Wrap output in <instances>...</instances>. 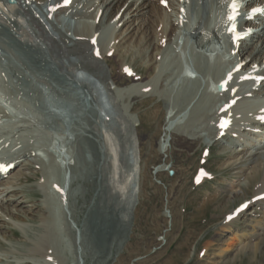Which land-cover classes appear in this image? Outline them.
I'll list each match as a JSON object with an SVG mask.
<instances>
[{"label":"rangeland","instance_id":"obj_1","mask_svg":"<svg viewBox=\"0 0 264 264\" xmlns=\"http://www.w3.org/2000/svg\"><path fill=\"white\" fill-rule=\"evenodd\" d=\"M95 1L97 0H73L74 6L79 3L76 6L78 12L74 8L75 15L60 9L50 13L51 17L54 15L57 18L56 23L52 24L59 32V38L45 30L57 44L63 46L67 44L62 34L73 38L77 37V34L83 36L90 33L97 37V45L93 43L91 49L92 57L85 60L99 65L100 73L81 65L84 57L64 53L48 43L43 35L36 38L31 32L35 31V28L18 14L17 8L0 1V9L3 12V15L0 14V67L11 72L12 82L19 92L13 96L8 94L7 103L22 115L24 111L12 102L13 99L21 103L34 100L39 105V112L34 114L33 120L15 115L18 118L16 126L11 123L13 117L0 108V155L11 158L30 154L27 159L32 162L27 167L24 164L17 167L9 180L13 181L9 186L27 189L21 198L24 202L18 208L13 205L11 207L14 212L21 209L31 210L33 213L27 220L17 221L6 217L2 212L8 220L7 227L9 230H15L17 236L9 240L0 236V257L6 258L0 264H43L46 261L48 264H264L263 209L260 206H250L245 215H238L235 219L237 222L234 220L230 228H226L224 224V213L235 210L241 204L242 199L237 195L242 191L238 188L237 195H234L231 186L244 182V166L248 161L241 163L240 168H237L239 163L232 166L235 159L230 149L221 139L216 142L209 139L208 129L220 116L230 113L229 108L234 105L226 103L223 96L224 104L217 110L216 103L222 95H216L209 89L210 83L215 82L227 67V61L233 64L231 57L227 56L226 42L223 39L217 42L210 40L208 45L203 47V38L190 33L185 27L187 34L176 43L174 38L179 30H174V26L181 21L177 20V14L172 8L166 10L161 22L165 34L172 32L173 42L170 43L169 40L164 43L159 53L148 48L153 37L152 27L147 24L148 17L151 16L150 3L157 5V0H148L146 6L142 5L143 0L134 3L132 14L128 15V22L122 28L121 25L116 27L114 20H106L100 30L91 15L97 4ZM170 1L174 6L177 4V0ZM139 5L141 7L135 11ZM61 13L65 14L60 16ZM60 19L65 20L63 25ZM6 23L15 28L14 33L17 32L19 37L21 33L29 34L35 42L25 44L21 41L22 46L14 37L8 35L9 29L4 25ZM40 27L38 28L41 30L44 26ZM103 31L105 39L101 42L102 46L100 35ZM147 34L151 39L148 43L145 39ZM43 44H46L47 48L44 45V49L32 50L36 47L42 48ZM118 45L121 46L119 53L113 52V55L107 56V53L115 51ZM112 46L116 48L113 50ZM95 48L100 51L99 57L93 54ZM24 50L28 52L24 53ZM185 61L202 68L201 72L198 71V78L189 79L182 74ZM125 65L131 66L133 75L129 76L130 72L125 74ZM74 67L83 68L93 74L98 80V86L93 89L87 82L77 81L74 78ZM104 76H109V79H104ZM141 81H151L153 90L150 93L153 96L125 98V92L120 90L131 88ZM73 83L79 84L80 87L72 86ZM263 102L261 98L251 97L243 103L245 123L251 115L264 118V108L259 113L261 117H258L259 110L264 107ZM238 104L231 109L236 108ZM173 107L177 110L182 108L178 121L173 125L176 133L174 131L171 141L160 151L163 130ZM55 110H62L64 116H59ZM135 114L141 122L137 127H134ZM35 124L41 126L30 129V126ZM245 127L247 129L240 133L239 137L250 144L251 140L258 138L257 134L260 132L257 133L250 123L243 128ZM94 129L95 134H92L91 130ZM129 132L136 142L137 150L139 149L142 183L131 233L116 255L120 233V209L113 187H116V181L122 179V174L124 175L128 167L125 157L128 140L126 136ZM179 135H183L185 140L180 139ZM197 138H200V143L193 142ZM111 145H116L119 153L115 163L112 161L115 154L111 151ZM206 148L211 150L208 157L204 156ZM58 150H64L65 156H60ZM122 156L125 159H122ZM204 158H208L207 162H204ZM59 160L64 161V166L70 168L64 206L60 203L62 195L59 196V190L65 167L59 166ZM164 164L170 166L172 171L156 172ZM201 166L207 168L209 176L206 181L204 178L203 184L196 185L193 181L194 174ZM20 171L31 176L28 182L21 183ZM53 184H56L55 188L52 187ZM109 185L111 192L108 190ZM112 192L114 194H111ZM247 193L245 198L253 196L250 191ZM65 206L69 211L71 223L66 219ZM41 208L46 211V220H43ZM34 216L38 219H31ZM76 223L79 224L78 230L73 227ZM234 231L246 241L239 237L240 241L236 240L239 244L233 245ZM251 234H254V237L249 238ZM164 235L167 243L158 248V239ZM42 242H46L49 247L46 248L48 257L33 255L38 248L41 249ZM242 242H246V245L242 246ZM229 244H232V248L227 250Z\"/></svg>","mask_w":264,"mask_h":264},{"label":"bare ground","instance_id":"obj_2","mask_svg":"<svg viewBox=\"0 0 264 264\" xmlns=\"http://www.w3.org/2000/svg\"><path fill=\"white\" fill-rule=\"evenodd\" d=\"M20 4H21V8L23 9L24 12H26L27 14L31 15V19L33 21L34 24H36L39 28H41L40 26H43V23H41V19L40 17H38L36 15V13L31 10V8H29L30 4L33 3L34 1L37 3L38 7H40L43 11L44 14L47 15V11L48 13H53L54 11L57 10H63L64 12H68L70 15H75V6L74 3L72 1V4L70 6H64V2L66 0H55L53 6L51 9H48L47 11L44 10V4L48 1V0H19ZM139 0H97L95 1L96 7L94 12L91 13V15L94 16V19L96 20V25L98 30H100L105 24H106V20L107 22L109 20H114L113 22L115 23V26L118 27L119 25H121V28L127 24L128 22V15H131L132 13V5L135 3L137 4ZM150 1V0H149ZM152 1V0H151ZM155 0H153L154 2ZM158 3L157 5H155L154 3H150V6L152 7L149 14H151L150 17H148V23L150 24V26L152 27V37L153 39H149L148 38V34L145 37L147 43L149 40L150 43L148 45V48H152V50H155L157 52L160 53L161 49L163 48L164 43H166L167 41L172 40V32L168 31L169 33L165 34V30H164V26H163V22L162 19L164 17V14H166V10H170V9H175L176 10V14H177V20L180 22L182 19L180 16H182L184 13H182L181 10V6L182 3L179 2L177 0V4L174 6V4L171 3L170 0H166L167 1V5L164 7L162 4L163 0H157ZM190 5L192 7H194L196 9L197 12H200L203 16L202 18H200L198 21H196L194 24L190 25V32L196 36H200L203 37V35L207 34V27L205 26V17L208 16V13L210 11V7L213 6L215 4H219L222 3L223 0H189ZM148 3V0H143V6L145 4ZM146 6V5H145ZM149 6V7H150ZM14 7V5H13ZM141 5H139L135 11H138V8H140ZM175 7V8H174ZM185 8H187V6L185 5ZM133 11V13L135 12ZM168 15V14H167ZM166 15V17H167ZM1 17V16H0ZM132 17V16H130ZM154 17V19H153ZM133 23V22H132ZM139 24V23H138ZM175 25V24H174ZM146 26V25H145ZM249 26H251L249 24ZM87 27V26H86ZM91 27V25H90ZM90 27L88 29H90ZM94 27V26H93ZM114 27V25H113ZM120 28V29H121ZM126 28V27H125ZM124 28V29H125ZM87 29V30H88ZM92 29V28H91ZM105 29V28H104ZM169 29V28H168ZM86 30V31H87ZM171 30V29H170ZM149 31V30H148ZM173 31V30H172ZM42 35L45 38L46 41H48V43H50L51 45L59 48L61 51H63L64 53H68V54H78L82 58V62L81 65L88 67L92 70L97 71L98 73H100L101 70H99L100 66L99 65H94L92 64V62H88L85 59L92 57V53H91V49L93 47V43L92 39L95 38L93 34L90 33H86L83 36L77 34V37H69L70 35L68 34H62V37L64 39V41L66 42V46H63L61 44H57V42L51 38V36H49L47 34V31L45 30V28L43 27L41 29ZM67 32V31H66ZM75 32V31H74ZM89 32V31H87ZM96 32V30H95ZM17 33V32H15ZM92 33V31H91ZM122 33V32H121ZM95 34V33H94ZM255 34V33H254ZM29 34H25V33H21V39L23 43H34V39L31 38V36ZM166 36V38H165ZM258 38L259 40H254V38ZM255 37H251L250 40H248V38L244 39L241 41V45L239 47V49H237V44H229L230 46V51H233L232 54H230L231 60L233 62L232 64V68L234 70L237 69V67L239 65H242V69L241 72H245L246 74L248 72H252L254 71L255 76L258 78L256 79V81L253 82V84L251 86H249L248 88L242 90L243 88H237V87H230L228 88L226 91H224L222 93V96H224L226 103H228L229 105H232V102L235 98H237V103H239L244 96L248 97L250 95L254 96V97H258V98H263L264 99V30H262V32L260 34L256 33ZM126 38V37H125ZM132 39V38H131ZM213 40V39H211ZM0 41H2V37L0 36ZM214 41V40H213ZM216 42V41H214ZM121 43V42H120ZM71 44V45H68ZM208 45V44H207ZM116 46V45H115ZM114 46V47H115ZM113 47V46H112ZM111 47V48H112ZM113 47V50H114ZM121 47V46H120ZM119 45L117 46V48L115 49L114 54H118L119 53V49H120ZM126 49V48H125ZM127 50V49H126ZM168 50V49H165ZM136 51V50H135ZM148 52V51H147ZM168 52V51H167ZM172 52V51H171ZM170 52V53H171ZM125 53V52H124ZM150 53V52H149ZM148 53V54H149ZM147 54V55H148ZM158 54V53H157ZM157 54H155V56H157ZM166 54V53H165ZM121 55V54H120ZM123 56V55H122ZM151 56V55H148ZM153 56V55H152ZM118 57V56H117ZM158 57V56H157ZM197 57V56H196ZM199 58V56H198ZM211 59V58H210ZM151 61V60H149ZM153 62V60H152ZM195 63V62H194ZM146 64V63H145ZM156 64V63H155ZM150 67V66H149ZM153 67V66H152ZM219 67V66H218ZM124 68V66H123ZM165 68V67H164ZM167 68V66H166ZM199 71H202V68L198 67ZM169 70V69H168ZM237 71V70H236ZM105 72V70H104ZM63 73V72H62ZM107 74V73H106ZM181 73H179L180 75ZM70 75V74H69ZM103 75V74H101ZM112 75V74H111ZM164 75V73H163ZM68 76V75H67ZM212 76V75H211ZM72 77V75H71ZM260 77H263L262 79H260ZM70 78V77H69ZM68 78V79H69ZM65 79V78H64ZM104 79L108 80L109 76H104ZM74 80V79H73ZM162 80V79H161ZM252 80V79H251ZM61 81V80H60ZM185 81V80H184ZM205 82V81H204ZM218 82H220V78H218L215 83L217 84ZM85 83V82H84ZM138 83V82H137ZM206 83V82H205ZM208 83V82H207ZM66 84V83H65ZM80 84V82H79ZM82 84V83H81ZM135 84V83H134ZM83 85V84H82ZM151 81L148 82H142L139 83L138 85H132L131 88H125L122 89L120 91H124L125 93V98L128 99H132L135 96H140V97H144L147 95L149 96H153L151 92V90H153V86L151 87ZM155 85V84H154ZM188 85V84H187ZM163 86V85H162ZM87 87V86H86ZM207 87V86H206ZM88 88V87H87ZM92 88V87H91ZM182 88V87H181ZM187 88V87H186ZM196 88V87H195ZM90 90V89H89ZM173 90V89H172ZM176 90V89H175ZM88 92V91H87ZM154 92V91H153ZM170 92V91H169ZM175 92V91H174ZM99 93V92H97ZM155 93V92H154ZM123 94V95H124ZM156 94V93H155ZM180 94V93H179ZM183 94V93H182ZM185 94V92H184ZM94 96V95H93ZM111 96V95H110ZM185 96V95H184ZM156 97V96H155ZM62 98V97H61ZM174 98V97H173ZM186 98V97H185ZM198 98V97H197ZM204 98V97H203ZM207 98V97H206ZM70 99V98H69ZM195 99V96H194ZM248 99V98H247ZM56 100V99H55ZM82 100V99H81ZM186 100V99H185ZM188 100V99H187ZM197 100V99H196ZM207 100V99H206ZM250 100V99H249ZM254 101V99L252 100ZM134 102V101H133ZM52 103V102H51ZM251 103V102H250ZM256 103V101H255ZM46 106V105H45ZM79 106V105H78ZM205 106V105H204ZM211 107V106H210ZM235 107V105H234ZM182 109V108H181ZM180 110H177L176 107H173L172 110L169 112V121L168 123H170L168 125V123H166L165 128H164V135H163V139H161L160 141V151L162 149L165 148L166 144L171 141V139L173 138V133H174V129H173V125L174 123H176L179 119V113L181 112ZM101 110V109H100ZM131 111V110H130ZM205 111V110H204ZM254 111V110H253ZM129 113V112H128ZM262 113V112H261ZM263 113H264V109H263ZM208 114V113H207ZM51 115V114H50ZM90 115V114H89ZM108 115V114H107ZM131 114H129L128 116L130 117ZM136 115V114H135ZM134 115V116H135ZM251 115V114H248ZM263 115V114H262ZM223 116H226L227 118H231V116L229 115V113L227 114H223L222 116H220L217 120L214 121V124L212 127H210L208 129L209 131V139L210 141L216 142L217 140H222V142L226 145L227 148L230 149V151L233 154V158L235 159L232 163V166H235L239 163V165L237 166V168H240V164L248 161V164H245L246 169H245V174L243 175L244 178V182H239L238 184H232L231 186V190L233 191L232 193H236L238 190L240 189L241 194H238L237 196H239L241 199V204L245 201H249V206H252L254 208H258L259 206L263 209V214H264V198H261V195L264 194V118H257L256 116H250V118H248L246 121L247 123H250L251 125H253L255 127L254 130L257 131V137L255 138V140H251V143H247L242 141V139H240L239 134L243 133V131H245L247 129V127L243 128L245 125L247 126V123H245V120H235L233 123L234 125L231 126L229 128V130L227 131V135L225 137H219V129H217V126L219 124H221L223 121L221 120V118ZM105 117V116H104ZM259 117H261V114L259 115ZM264 117V116H263ZM71 118V117H70ZM81 119V118H80ZM98 119V118H97ZM108 119V118H107ZM211 120V119H210ZM213 120V119H212ZM51 121V120H50ZM113 123V122H112ZM140 120L137 117V115L135 116V123H134V127H137L140 124ZM123 124V122H122ZM181 124V123H180ZM27 125V124H26ZM29 125V124H28ZM11 126V125H10ZM16 126V125H15ZM107 126V125H106ZM250 126V125H249ZM248 126V127H249ZM8 127V126H7ZM12 127V126H11ZM179 128V127H178ZM33 130V129H32ZM97 130V129H96ZM108 130V129H107ZM253 130V129H252ZM253 130V131H254ZM127 131V130H126ZM51 132V131H50ZM90 132V131H89ZM92 134L95 132L94 130H91ZM55 133V132H54ZM176 133V131H175ZM95 134V133H94ZM111 135V134H110ZM244 135L248 136L247 134L244 133ZM95 136V135H94ZM113 136V135H112ZM180 139L185 140L183 135H179ZM243 136V135H242ZM128 137L127 140V148H126V159H127V163H128V167L126 169V172L124 173V175L122 174V179L119 177V175H117L120 179L118 181H116L115 184L116 187H113L114 190L116 191V197H117V201H118V206L120 209V222H124L126 217H128V219L130 218V212L133 213V221H134V214H135V209L139 203V192L141 190V168H140V164H139V149L137 150L136 147V142L133 141L132 138V134L129 132L128 135L126 136ZM188 137V136H187ZM253 137V136H251ZM256 137V136H255ZM55 138V137H54ZM109 138V137H108ZM106 139V138H105ZM200 138L195 139V141L193 142H198L200 143L199 140ZM109 140V139H107ZM112 140V139H111ZM63 141V140H62ZM110 143V142H109ZM202 143V142H201ZM212 143V142H211ZM72 144V143H71ZM210 144V143H209ZM138 145V144H137ZM168 145V144H167ZM110 150V148H109ZM121 150V149H120ZM167 150V149H166ZM37 151V150H36ZM111 151H113V153L115 154V156H112L110 158H112L113 163L117 162V155L119 154L117 152L116 149V145H111ZM110 151V153H111ZM25 152V151H24ZM77 152V151H76ZM122 152V151H121ZM27 153V152H26ZM25 153V154H26ZM80 153V152H79ZM141 153V152H140ZM38 154V153H37ZM30 155V154H29ZM29 155H25L24 157L22 156H13L10 159L6 160L5 165L9 166L11 163H13V168L11 169V171L4 176H0V236H3V238H6L7 240H9L10 238H15L17 236L16 231L15 230H9V227H7L6 222H8V220H6L2 214L5 213L6 217H9L13 220H17V221H25L27 220L26 218H28L32 213V211L30 210H23L18 211L19 212H14L11 205L15 206L16 208H18L19 205H21L24 201L21 200L22 197H24L25 191H27L26 188H22V189H18V188H14L15 186H9L10 184H13V181H9L11 180V178L13 177V173L15 172V170L17 169V167H19L20 165L24 164L26 167L30 165V163L28 161V156ZM41 155V154H40ZM31 156V155H30ZM131 156H133V158H131ZM43 157V156H42ZM47 157V156H46ZM28 158V159H27ZM109 158V159H110ZM77 159V158H76ZM69 160V159H68ZM78 160V159H77ZM230 160V159H229ZM231 162V161H230ZM65 163V162H64ZM112 163V162H111ZM50 164V163H49ZM55 164V163H54ZM80 164V163H79ZM121 165V164H120ZM242 165V164H241ZM60 166V165H59ZM116 166V165H114ZM65 167V166H64ZM120 167V166H119ZM122 167V165H121ZM167 165L164 164V166H161L157 169L156 172L159 171H164L166 170ZM74 168V167H73ZM72 168V169H73ZM123 168V167H122ZM43 169V168H42ZM62 169V168H60ZM120 169V168H119ZM31 170V169H30ZM33 170V169H32ZM122 170V169H121ZM120 170V171H121ZM125 170V169H124ZM61 171V170H60ZM70 171V168L68 166L65 167L64 169V174H63V181H62V186H61V190L63 191V189L66 188V183L68 181V173ZM119 171V172H120ZM123 171V170H122ZM121 171V172H122ZM6 172V171H4ZM124 172V171H123ZM57 173V172H56ZM112 173V171H111ZM35 174V173H34ZM120 174V173H118ZM19 175L21 176V183L24 182H28L29 179L31 178V176L26 175V173L24 172H19ZM57 175V174H56ZM81 175V174H80ZM91 175V174H90ZM36 176V175H35ZM111 176V175H110ZM121 176V175H120ZM78 177V175H77ZM114 177V175H113ZM116 177V176H115ZM242 177V175H241ZM88 178V177H87ZM54 179V178H53ZM60 179V178H59ZM118 179V178H117ZM7 180V181H6ZM50 180V178H49ZM93 180V179H92ZM49 184H52L51 181ZM55 182V181H54ZM90 182V180H89ZM115 182V179H114ZM46 183V182H45ZM43 184V183H42ZM48 184V183H47ZM59 184V183H58ZM69 184V183H68ZM114 184V185H115ZM60 185V184H59ZM87 185V184H86ZM113 186V184H112ZM46 187V186H45ZM112 188V189H113ZM239 188V189H238ZM109 192H111V188L109 185L108 188ZM113 190V191H114ZM245 190V191H244ZM114 191V192H115ZM251 192L253 194V196L251 198H245L246 195H248L247 192ZM71 192V191H70ZM82 193V192H81ZM111 194H114L113 192ZM243 194V195H242ZM68 195V194H67ZM49 196V195H48ZM115 197V198H116ZM55 198V197H54ZM62 198V197H61ZM80 199V198H79ZM65 200V199H64ZM74 202V201H73ZM112 203V202H111ZM15 204V205H14ZM90 205V204H89ZM113 205V204H112ZM132 205V209L131 211L129 210V206ZM58 206V205H57ZM32 207V206H31ZM107 208V207H106ZM33 209V208H32ZM91 209V208H90ZM42 211V215H43V220H46L45 217L46 216V211L44 208H41ZM29 213V214H28ZM26 214V215H25ZM222 214V213H220ZM219 214V215H220ZM224 215L226 216V220H225V226L227 227H231L232 223H234L233 221L238 218L239 213L237 212V208L234 210H230L224 213ZM33 216V215H32ZM109 217V216H108ZM229 217H231V219H229ZM31 219H38L35 218V216ZM42 219V218H41ZM12 220V221H13ZM65 220V219H63ZM258 221L261 219H257ZM262 220H264V215L262 217ZM261 220V221H262ZM132 221V223H133ZM236 221V220H235ZM260 221V222H261ZM50 222V221H48ZM237 222V221H236ZM222 223V222H221ZM259 223V222H257ZM15 224V223H14ZM53 224V223H52ZM16 225V224H15ZM49 226V225H48ZM224 226V227H225ZM52 227V226H51ZM106 227V226H105ZM49 227H47L48 230ZM53 228V227H52ZM79 229V224L76 223V228L74 230ZM97 229V228H96ZM7 230H9V233H7ZM239 231V230H237ZM254 231H256V228L254 227ZM131 233V231H130ZM129 233V234H130ZM262 233L264 234V226L262 228ZM47 234V233H46ZM249 234V233H248ZM83 235V234H82ZM245 235V234H244ZM231 236V235H230ZM232 240L234 241L232 244L234 245L239 244L236 242V240H238V238L240 237V234L238 232L233 233ZM51 237V236H50ZM244 237V236H243ZM254 237V234H251V236L249 238ZM129 235L126 236L125 233L120 234L119 233V239H118V245L116 247L115 250V254L117 255L120 251V249L122 248V246L124 245V243L128 240ZM241 240L244 239L242 237H240ZM41 240V239H40ZM43 240V239H42ZM245 240V239H244ZM240 241V240H238ZM246 241V240H245ZM96 242V241H95ZM115 242V241H114ZM259 242V241H258ZM257 242V243H258ZM261 242V241H260ZM42 247L41 249L38 248L39 250L35 251L33 253V255H38V256H46L48 257L46 248H49L46 246V242H42ZM46 243V244H45ZM241 243V242H240ZM244 243V242H242ZM232 244H229L228 249H230V247L232 246ZM241 245V244H240ZM246 245V242L242 245L244 246ZM237 246V245H236ZM250 246V245H249ZM240 247V246H239ZM53 248V246H52ZM232 248V247H231ZM33 249V248H32ZM223 250V249H222ZM237 250V249H236ZM226 251V250H224ZM223 251V252H224ZM52 252V251H50ZM49 253V252H48ZM219 253V252H218ZM53 254V253H52ZM55 254V253H54ZM57 254V253H56ZM63 257V255H62ZM222 257V256H221ZM9 257H7L8 259ZM111 258V257H110ZM51 259V258H50ZM4 260H6V258L0 257V262H3ZM52 260V259H51ZM66 260V259H65ZM39 261V260H38ZM53 261V260H52ZM43 264H48V262L46 261ZM82 264V262H81Z\"/></svg>","mask_w":264,"mask_h":264},{"label":"water","instance_id":"obj_3","mask_svg":"<svg viewBox=\"0 0 264 264\" xmlns=\"http://www.w3.org/2000/svg\"><path fill=\"white\" fill-rule=\"evenodd\" d=\"M11 2H14V0H10ZM132 209V205L129 206V210L131 211ZM133 213L130 212V218L129 219H125L124 222L119 223V230H120V234L125 233L126 236L129 235L130 231H131V227H132V221H133Z\"/></svg>","mask_w":264,"mask_h":264},{"label":"snow or ice","instance_id":"obj_4","mask_svg":"<svg viewBox=\"0 0 264 264\" xmlns=\"http://www.w3.org/2000/svg\"><path fill=\"white\" fill-rule=\"evenodd\" d=\"M235 7H236V5H235V3H233V8L235 9ZM232 19H234V17H232ZM229 219H231V217H229Z\"/></svg>","mask_w":264,"mask_h":264}]
</instances>
